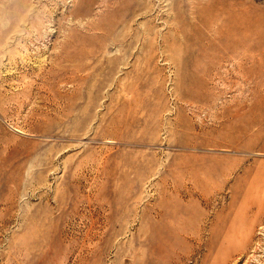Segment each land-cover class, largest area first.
Returning a JSON list of instances; mask_svg holds the SVG:
<instances>
[{
  "label": "rangeland",
  "instance_id": "obj_1",
  "mask_svg": "<svg viewBox=\"0 0 264 264\" xmlns=\"http://www.w3.org/2000/svg\"><path fill=\"white\" fill-rule=\"evenodd\" d=\"M263 223L264 0H0V264H264Z\"/></svg>",
  "mask_w": 264,
  "mask_h": 264
},
{
  "label": "bare ground",
  "instance_id": "obj_2",
  "mask_svg": "<svg viewBox=\"0 0 264 264\" xmlns=\"http://www.w3.org/2000/svg\"><path fill=\"white\" fill-rule=\"evenodd\" d=\"M250 202V201H249ZM254 203V202H253ZM256 208V207H255ZM260 220V219H259ZM254 221H256V220H254ZM264 224V223H263ZM252 227V226H251ZM253 227H255V226H253ZM233 231V230H232ZM254 232V231H253ZM235 237V236H234ZM249 238V237H248ZM248 238H245L244 240H243V235H241L240 236V243H241V245L243 246L244 244H247L248 243V241H249V239ZM252 239H253V237H252ZM235 241V240H234ZM253 243V242H252ZM254 244V243H253ZM238 246H240V245H238ZM241 246V247H242ZM251 246V245H250ZM238 250V249H237ZM232 251H233V248H231V247H227L225 250H224V254L225 255H230V254H232ZM240 253V252H239ZM241 255H243L242 253H241ZM232 256V255H231ZM240 256V255H239ZM239 258V257H238ZM236 261V260H235ZM238 261V260H237Z\"/></svg>",
  "mask_w": 264,
  "mask_h": 264
}]
</instances>
